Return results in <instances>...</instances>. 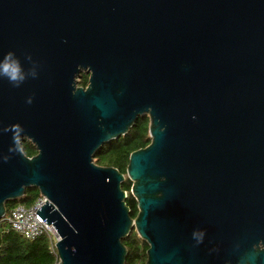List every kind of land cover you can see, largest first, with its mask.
<instances>
[{
	"label": "water",
	"instance_id": "1",
	"mask_svg": "<svg viewBox=\"0 0 264 264\" xmlns=\"http://www.w3.org/2000/svg\"><path fill=\"white\" fill-rule=\"evenodd\" d=\"M9 52L26 78L0 76V221L36 189L59 264H124L133 229L145 264H264V0H0ZM142 117L125 176L93 162Z\"/></svg>",
	"mask_w": 264,
	"mask_h": 264
},
{
	"label": "trees",
	"instance_id": "2",
	"mask_svg": "<svg viewBox=\"0 0 264 264\" xmlns=\"http://www.w3.org/2000/svg\"><path fill=\"white\" fill-rule=\"evenodd\" d=\"M148 127L149 119L139 118L128 134L104 144L95 154L94 163L102 167H113L125 176L130 154L145 148L150 143ZM22 149L27 157L36 154L34 147L28 141L22 142ZM131 185L132 183L125 178L122 190L126 192L125 204L130 210V217L134 219L138 209L136 200L130 194ZM38 197L39 193L36 189H27L21 199L5 204L6 215L17 205L31 206ZM122 243L127 250L124 264L146 263L148 244L137 236L134 229ZM54 260L45 237L25 240L12 230L5 218L0 221V264H52Z\"/></svg>",
	"mask_w": 264,
	"mask_h": 264
},
{
	"label": "built area",
	"instance_id": "3",
	"mask_svg": "<svg viewBox=\"0 0 264 264\" xmlns=\"http://www.w3.org/2000/svg\"><path fill=\"white\" fill-rule=\"evenodd\" d=\"M45 203V198L39 196L29 207L17 205L10 209L5 220L12 230L21 235L25 240H34L40 236L46 238L49 249L54 255L52 264H59L56 244L59 237L52 225H46L36 214Z\"/></svg>",
	"mask_w": 264,
	"mask_h": 264
},
{
	"label": "clouds",
	"instance_id": "4",
	"mask_svg": "<svg viewBox=\"0 0 264 264\" xmlns=\"http://www.w3.org/2000/svg\"><path fill=\"white\" fill-rule=\"evenodd\" d=\"M32 76H35L34 71L29 73ZM0 76H4L8 79L10 83L14 86H19L26 78L24 71L22 70L21 64L14 54L9 52L2 63H0ZM31 101L29 100V103ZM203 232H194L193 238L197 243H200L203 239Z\"/></svg>",
	"mask_w": 264,
	"mask_h": 264
},
{
	"label": "flooded vegetation",
	"instance_id": "5",
	"mask_svg": "<svg viewBox=\"0 0 264 264\" xmlns=\"http://www.w3.org/2000/svg\"><path fill=\"white\" fill-rule=\"evenodd\" d=\"M89 77H90L89 68L82 69L75 78V88H81L83 90H86L87 87L89 86ZM258 247L260 249L263 247L261 242H259Z\"/></svg>",
	"mask_w": 264,
	"mask_h": 264
},
{
	"label": "rangeland",
	"instance_id": "6",
	"mask_svg": "<svg viewBox=\"0 0 264 264\" xmlns=\"http://www.w3.org/2000/svg\"><path fill=\"white\" fill-rule=\"evenodd\" d=\"M94 162V161H93Z\"/></svg>",
	"mask_w": 264,
	"mask_h": 264
}]
</instances>
